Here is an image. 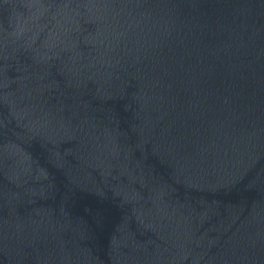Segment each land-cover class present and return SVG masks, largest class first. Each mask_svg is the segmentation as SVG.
<instances>
[{
	"label": "water",
	"instance_id": "1",
	"mask_svg": "<svg viewBox=\"0 0 264 264\" xmlns=\"http://www.w3.org/2000/svg\"><path fill=\"white\" fill-rule=\"evenodd\" d=\"M0 264H264V0H0Z\"/></svg>",
	"mask_w": 264,
	"mask_h": 264
}]
</instances>
